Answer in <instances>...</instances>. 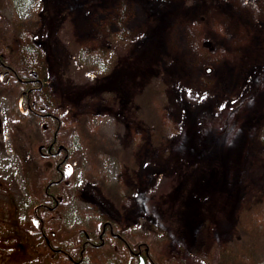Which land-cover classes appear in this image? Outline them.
I'll return each mask as SVG.
<instances>
[{"label": "rangeland", "instance_id": "obj_1", "mask_svg": "<svg viewBox=\"0 0 264 264\" xmlns=\"http://www.w3.org/2000/svg\"><path fill=\"white\" fill-rule=\"evenodd\" d=\"M186 1H65L70 27L67 34L62 29V45L74 56L79 50L75 44L83 50V61L75 63L73 58L68 71L77 84L93 83L102 78L93 72L109 70L113 54L105 43L127 45L120 52L140 51L156 40L162 15L170 16L162 25L159 57L150 77L135 84L133 98L130 95L141 109L140 129L128 131L124 113L105 112L101 98L94 97L88 107L94 117L87 122L88 132L96 136L94 150L93 144L80 141L76 120L65 118L58 137L73 142L70 151L77 159L65 205L45 215L43 230L37 225V205L57 163L41 156L39 146L47 144L56 126L39 115L27 117L26 94L15 73L36 72L43 85L34 95L43 113L59 115L60 98L46 62L40 0H0V58L6 66L0 67V264H127L128 256L115 237H106L105 249L86 254L79 263L57 255L77 242L76 234L107 221L118 228L124 222L128 228L120 236L132 247L147 244L153 260L163 264H242L241 252L233 250L247 242L254 248L243 263L264 264L263 241H250L237 220L217 236L210 225L197 220L188 243L169 248L168 234L159 226L161 204L153 195L171 188L174 165L185 168L216 132L222 133L218 142L228 186L241 187L244 204L264 202V0ZM182 175L186 180L179 181L187 186L185 193L182 187L177 192V202L187 208L192 178ZM95 177L101 194L85 187ZM42 232L48 238L55 233L52 249ZM192 252L195 258L186 260Z\"/></svg>", "mask_w": 264, "mask_h": 264}, {"label": "trees", "instance_id": "obj_2", "mask_svg": "<svg viewBox=\"0 0 264 264\" xmlns=\"http://www.w3.org/2000/svg\"><path fill=\"white\" fill-rule=\"evenodd\" d=\"M65 1L66 0H40V10L38 13L40 27L45 31V37L42 41L44 43V51L46 52V62L49 67V72L53 75V90L60 98L59 106L61 112L58 113L59 115H54V113H43L40 109L41 107H38L37 98L34 93L36 90H39L43 84L38 81L36 72H29V74L26 72H16L14 77L16 83L21 86L23 93L26 94L23 101L27 104V117L36 119L42 116L48 119L52 125L56 126V132L53 133V136L50 138L47 137V144L39 146L41 156L52 159L57 163L56 166L59 165L58 169L55 168L54 175L50 176L49 181L47 180L48 183L45 185L43 193L44 198L43 201L40 202H47V204L51 203L52 205L55 204L54 200H58L59 204H64L67 195L66 192L69 189V176L74 170L73 161L77 159L70 151L73 142H68L69 139L67 138L59 139L58 137L59 131H61L63 127H66L67 119L65 118L73 117L76 120V132L78 131L79 133L80 141L89 146L93 144L92 147L94 150L98 148L96 136H92L91 133L88 132L89 125L87 124V122L94 117L92 108H88L92 103L90 100H94L92 99L94 97L101 98L102 110L105 112L114 110L112 112L124 113L123 116H125V120L123 123L128 131L131 129L135 132L138 128L140 129L142 126L140 117L141 109L138 103L136 104L132 99L131 92L133 88L136 89V87H134L135 84L144 79L148 80V77H150L149 75L151 71H153V61L156 62L157 53L160 51L159 44L163 34L162 25L170 16V13L162 15L161 25L157 28L155 34L156 40L140 51L127 49L126 52H120L121 47L124 46L125 48L127 45H120L119 43H115V41L105 43L107 52L113 54L111 56L112 63L110 64L109 70L100 73L93 72L94 76L102 77L101 79H96L93 83L86 82L77 84L68 77L70 75L68 71L73 63V58L75 59V63L83 61L81 58L83 50L80 44H75V48L79 50L76 52L78 56H76V54L74 56L67 46L64 47V45H62V29H66L65 34H67V30H69L70 27L68 22L69 11ZM188 2L186 1V3ZM24 27V30H28L26 26ZM67 42L73 45L68 39ZM2 54L3 52L0 51V57H2ZM3 66L6 67L2 58H0V67ZM95 78L98 77H93V79ZM124 89L127 90L125 96L123 95ZM40 112H42V114H40ZM46 126L47 124L43 125V127ZM221 135V132H216V138L204 144L198 156L190 160L189 163L185 165V168H181V165L175 164L176 170L172 187L163 191L160 196H156L157 194L153 195L154 202L159 201L158 203L161 204V213L158 217V221L161 229L168 234L167 248L176 242L188 243L190 227L192 223L197 220H202L210 225L215 230L214 234L216 236L218 234L217 232L227 228L237 220V225L239 224L238 227L243 228L244 232L249 235L250 241L253 239L251 237H255L264 243V217H262L264 214V202L262 201L258 204L250 203L249 205L244 204L241 200V187H229L230 185L227 183L228 180L226 178L227 175L229 179L228 171L225 162L222 160L221 145L220 142H218ZM51 144L53 145L50 147ZM43 148L46 149L45 152L42 151ZM76 154L79 156V151H77ZM67 156L68 158H66ZM183 173L189 174L192 178L190 191L188 192L190 198L187 208H184L183 205L177 202V192L179 191L180 193L181 187L185 188L187 186L186 183L183 184L182 181H179L182 178L184 181L186 180V177L182 175ZM94 179H88V184L85 185V187L92 192H94V190L96 193L99 191L101 194V190L97 186L100 179L97 177ZM185 190L186 188L183 190L184 193ZM241 207H243V209ZM38 210L42 217L44 209L40 208ZM37 225L41 227L42 222L38 221ZM125 225L122 224L123 227L118 228L112 224V231L120 233L122 230L128 228ZM89 230L95 232L94 236L92 234L93 237H91V241L95 244H100L101 241L98 240L97 235V232L102 230L100 223L91 226ZM86 235L85 231H83V233L80 232L79 235L76 234V237H80L78 238V246L75 249H70L74 248L77 243L74 242L65 248L66 250L63 248L59 250L57 255H61L60 259H67V261L74 263L81 262L85 260L86 254L105 249L90 248L89 243L86 241ZM83 247L88 248L83 250ZM238 247V250L233 251L241 252L239 260L244 264L243 260H245L249 254L251 255V250H248L254 248V246L247 242L246 244L239 243ZM233 251H230L233 253L232 256L237 257ZM71 254L73 256L72 260L69 258ZM191 255L190 257H186V260L191 261L192 257L194 256L193 258H195L196 256L195 252H192ZM227 255L230 256L231 254L228 252ZM250 257L251 256L248 258L251 259ZM150 259L152 261L150 264H163L159 260H157V262L154 261L152 255ZM180 264H187V261L186 263L180 261ZM189 264L193 263L189 262Z\"/></svg>", "mask_w": 264, "mask_h": 264}, {"label": "flooded vegetation", "instance_id": "obj_3", "mask_svg": "<svg viewBox=\"0 0 264 264\" xmlns=\"http://www.w3.org/2000/svg\"><path fill=\"white\" fill-rule=\"evenodd\" d=\"M1 125V124H0ZM53 144L50 145V147ZM51 151V150H50ZM68 158V156L66 157ZM56 168H59V165L56 166ZM55 204L52 205L47 204V202H43V203H39L37 206L38 209L43 208L44 211L42 213V217H41V222H42V229L44 230L45 227V222H44V218L45 215H49L51 212L53 211H62L60 208L63 207L65 204H59L58 200H54ZM113 221V220H112ZM115 222V220H114ZM113 224V222L107 221L106 223H103L102 226V230H99L97 232L98 235V240L101 241V243L99 244H95L92 240L91 237L94 236L95 232L88 230L85 231L86 235V241L89 243V247L90 248H94V249H100V248H106L109 240H106V237H115L119 240V243H121L122 247L124 248L127 256H128V262L127 264H150L152 261L150 259V252H149V247L147 244L145 243H137L134 247H132L122 236H120L119 233L115 234L112 231V227L111 225ZM123 223H121L120 225L122 226ZM114 225V224H113ZM110 227V228H109ZM123 227V226H122ZM121 228V227H120ZM108 233L110 234V236H108ZM54 232L51 233V237L48 238L45 234V232H43V239L45 240L46 245L52 249V245L51 242L54 239ZM93 234V236H92ZM91 238V239H90ZM97 241V239H96ZM76 243V242H75ZM79 244V239L77 240V243L75 244L74 248H70V249H75ZM88 247H83V250L87 249ZM69 250V249H68ZM53 251L55 252L56 250L53 249ZM72 253V252H70ZM70 260L73 259V256L71 254V256L69 257ZM82 262V261H81ZM75 263H79V262H75Z\"/></svg>", "mask_w": 264, "mask_h": 264}]
</instances>
